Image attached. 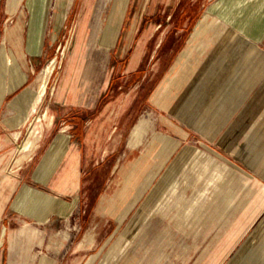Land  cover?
<instances>
[{"label": "rangeland", "instance_id": "374dc122", "mask_svg": "<svg viewBox=\"0 0 264 264\" xmlns=\"http://www.w3.org/2000/svg\"><path fill=\"white\" fill-rule=\"evenodd\" d=\"M0 1V49L6 47L13 61L11 77L27 82L23 99L31 118L20 144L31 124L44 115L52 118V124L45 118L39 123L40 141L48 129L50 138L70 134L81 112L64 114L51 104L65 66L69 62L78 81L87 84L89 71L99 65L96 57L91 58L101 45L96 37H112L106 45L115 72L101 107L115 104L111 113L115 123L107 127L105 141L119 149L105 155L86 152L85 160L92 166L101 160L121 159L129 141L139 151L147 144L159 151L157 166L116 238L127 232L126 240L157 256L170 253L172 263L178 251L197 257L216 237H223L253 189L264 180V0H199L191 6L188 0ZM146 36L154 39L145 43ZM4 37H25L27 52L39 53L29 81ZM81 37H89L87 45L82 39L75 51ZM160 37L166 38L156 49ZM141 45L137 69L127 75L129 62ZM52 60L55 72L47 93L32 112L30 93H36ZM142 119L149 124L136 138L133 131ZM120 131H124L122 137ZM114 133L118 139H113ZM46 150L43 146L39 150L37 163ZM84 174H93L98 181L97 171L85 169ZM105 174L109 177L108 170ZM100 188L86 187L91 200ZM5 224L14 228L39 225L18 218L7 219ZM42 231L40 237L47 246L50 233ZM40 253L50 257L45 248L32 249L26 261L38 262Z\"/></svg>", "mask_w": 264, "mask_h": 264}, {"label": "crops", "instance_id": "0c3cea01", "mask_svg": "<svg viewBox=\"0 0 264 264\" xmlns=\"http://www.w3.org/2000/svg\"><path fill=\"white\" fill-rule=\"evenodd\" d=\"M188 1L190 6L199 2ZM96 38L101 45L91 58L96 57L99 65L89 71V82L80 83L67 62L51 100V104L64 114L81 112L78 123L71 126V136L58 134L50 138L52 131L48 129L44 141H37L30 159L21 163H18L20 140L25 133V123L31 118L23 99L27 82L21 77H11L5 61L6 55H10L6 47L0 49V230L3 228L0 264H264V180L259 182L257 190L253 189L252 197L234 216L224 236L216 237L197 257L191 258L178 251L171 263L170 253L157 256L149 253V248L143 251L125 239L127 232L116 238L133 209L138 192L157 166L159 151L149 144L139 151L137 145L129 141L121 159L101 160L92 166V162H86V152L90 154L96 150L105 155L119 149L115 144L107 146L105 141L107 127L115 123L111 117L115 104L101 107L110 93L115 72L110 66L111 52L106 45L112 37ZM143 38L145 43L154 39ZM165 38L157 40L156 49ZM4 40L17 57L20 68L29 74V81L35 73L39 53L27 52L25 37H4ZM86 40L89 37H83L85 44ZM143 46L131 58L127 75L136 71ZM191 68L188 67V73ZM30 94L35 96L34 92ZM165 101L166 95L161 99L162 108ZM123 132L118 136L122 137ZM77 134L81 136L80 141ZM118 136L114 133L113 139ZM42 146L47 150L37 163ZM85 169L97 171L98 181L93 174L85 177ZM107 170L109 177L105 176ZM94 185H101V188L91 200L86 187ZM15 218L39 225L14 228L5 224L7 219L12 222ZM42 230L50 233L47 246L40 237L44 234ZM44 248L50 257L40 253L38 262L26 261L32 249Z\"/></svg>", "mask_w": 264, "mask_h": 264}, {"label": "bare ground", "instance_id": "6f19581e", "mask_svg": "<svg viewBox=\"0 0 264 264\" xmlns=\"http://www.w3.org/2000/svg\"><path fill=\"white\" fill-rule=\"evenodd\" d=\"M9 1V0H8ZM20 2V1H19ZM16 3V2H15ZM20 4V3H19ZM9 5V3H8ZM15 5V4H14ZM10 6V5H9ZM15 7V6H14ZM82 32L84 30H86V24H84L82 26ZM84 35V34H83ZM83 37H81V40L79 41L78 45L75 48V51H78L81 43L82 42ZM33 40V39H32ZM34 42V40H33ZM69 45L70 42L68 43L67 47L65 48L64 52H63V58L66 56V52L69 49ZM34 47V45H33ZM138 49V48H137ZM141 51V50H140ZM140 54V53H139ZM135 61V59H134ZM137 62V61H136ZM13 61L10 58V56L7 58V62L6 64H8L9 66L12 65ZM1 64V63H0ZM134 64V63H133ZM55 65L56 62L55 60H52L50 62V64L44 69L42 77L40 79L39 85L37 87L34 99H33V104H32V112L36 111L37 106H39L43 100L44 97L47 93L48 90V85H49V80L51 78V76L54 74L55 72ZM130 67V66H129ZM45 118L47 119V116L44 115L43 117H37L36 121L38 122L37 124L33 123L31 124V129L29 132L28 137L26 138V140L19 146V152H20V158L18 159V163H21L24 159H28L30 156V153H32L33 149L36 147L37 141L39 140L40 136H41V128H42V124H39L42 119ZM47 122L49 125L52 124V118L47 119ZM148 120L147 119H142L139 124L137 125V127L134 129L133 131V136L136 138H139L143 133H144V128L148 126ZM20 134V133H19ZM245 177V176H244ZM247 178V177H246ZM155 211V210H154ZM94 226V225H93ZM92 228V227H91ZM11 238V237H10ZM93 239V238H92ZM88 240V239H87ZM91 241V240H90Z\"/></svg>", "mask_w": 264, "mask_h": 264}]
</instances>
